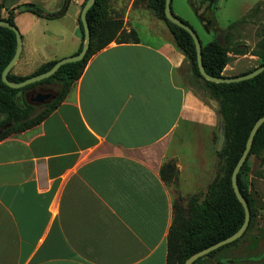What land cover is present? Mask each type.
I'll return each instance as SVG.
<instances>
[{
  "label": "crops",
  "instance_id": "1",
  "mask_svg": "<svg viewBox=\"0 0 264 264\" xmlns=\"http://www.w3.org/2000/svg\"><path fill=\"white\" fill-rule=\"evenodd\" d=\"M62 2L41 9L52 14ZM82 2L66 10L78 41L65 53L63 41H22L12 75L77 53ZM23 14L32 13L13 22ZM134 23L137 43L113 41L93 54L55 110L0 140V264H166L174 193L160 167L173 160L179 189H198L201 138L219 119L185 84L184 56L163 23L149 21L158 41H141ZM234 56L236 64L246 54ZM237 73L228 63L221 75Z\"/></svg>",
  "mask_w": 264,
  "mask_h": 264
},
{
  "label": "trees",
  "instance_id": "2",
  "mask_svg": "<svg viewBox=\"0 0 264 264\" xmlns=\"http://www.w3.org/2000/svg\"><path fill=\"white\" fill-rule=\"evenodd\" d=\"M146 1L157 20L165 24L169 30L171 41L176 49L183 54L184 63L187 64V70L193 83L198 85L215 102L216 107L212 106L223 126V146L221 151L217 153L222 159L220 175L208 186L200 203L197 196L189 198L187 218L180 217V212L176 211L169 227L166 243V264H184L189 256L229 237L243 223V209L233 193L230 176L244 150L251 127L258 118L264 116V71L251 79L234 83H212L204 80L197 69L195 48L189 34L164 17V0ZM85 2L86 0H83L81 7ZM0 6H3L2 3ZM23 12H30L46 19L54 18L32 4L23 3L9 9L6 18L0 19L14 25V14ZM86 20L89 27L90 43L82 60L63 64L48 78L16 89L8 87L1 81V73L15 52V36L10 29L0 27V140L39 124L55 110L68 93L71 85L80 77L87 61L93 54L113 41L117 44L137 43L139 41L135 30L125 31L120 21L109 17L108 0H95L86 12ZM77 35L80 40L78 53L83 41V30L79 18ZM227 38L228 34L220 33L206 45L201 44L202 65L205 72L210 76H223L221 73L230 61ZM262 42L263 44L258 47L259 51L250 54L257 58L255 68L264 65V41ZM231 53L245 55L247 51L245 47L242 49L236 47ZM55 62L56 60H53L41 65L27 77L14 76L10 70L7 79L11 82L23 81L30 76L46 72ZM255 68L234 76L247 73ZM41 84H56L58 86L57 97L41 108H34L26 102L24 95L30 88ZM193 93L198 97L197 93ZM199 98L206 103L204 98ZM37 109L39 110L37 111ZM7 124L10 126L3 129ZM256 151H264V123L258 127L250 151L236 179L239 192L247 202L250 211L246 230L232 243L209 252L192 264H199L198 262L205 258L209 260L217 258L216 254L235 244L251 227L253 213L252 199L247 184L248 157ZM176 170L172 161L164 163L160 168L161 179L163 181L171 179L176 175ZM166 171L169 172L167 173L169 177L164 173ZM220 260L216 264H243L240 263L241 259L225 258Z\"/></svg>",
  "mask_w": 264,
  "mask_h": 264
},
{
  "label": "rangeland",
  "instance_id": "3",
  "mask_svg": "<svg viewBox=\"0 0 264 264\" xmlns=\"http://www.w3.org/2000/svg\"><path fill=\"white\" fill-rule=\"evenodd\" d=\"M4 7L10 9L17 5L28 3L40 8H49L48 0H1ZM109 17L121 22L122 28L124 25H129L130 21L139 20L140 23L135 24L134 28L138 31L141 41H158L162 36L153 35L149 28L150 20H157L153 11L148 7L146 0H108ZM256 8V10H255ZM47 10V9H46ZM67 10V9H66ZM172 13L186 22L197 35L200 43L204 46L208 42L222 33L228 34L227 47L230 51L229 64L233 67L237 74L255 68L257 66V58L250 55L253 52L259 51V46L264 41V0H196V4L188 3L187 0H171ZM67 12V13H66ZM72 13V8L65 11L61 16L64 17L62 26H55L54 18L42 20L40 24L33 23L35 14L18 15L14 26L21 35L22 41H63L59 44L64 53L71 46L72 41H78L74 34L72 19L69 15ZM127 13V14H126ZM162 23L160 20H157ZM59 23V22H58ZM164 27L165 24H163ZM131 29V28H130ZM167 29V27L165 28ZM125 31L129 30L125 29ZM168 38L171 40L169 30ZM59 34V35H54ZM59 37L56 39V37ZM238 47H245L247 53L245 58H241L238 63H233L234 56L231 52ZM71 52V51H68ZM68 54V53H66ZM255 57V58H254ZM256 59V60H254ZM35 65L30 63L26 70H29ZM183 79L185 84L197 93L198 97L204 98L207 104L216 107L215 102L195 85L187 70V64L183 66ZM236 73V72H235ZM54 92L58 91L56 84L47 85ZM39 85L34 86V88ZM33 88V89H34ZM30 91L27 90L26 93ZM215 104V105H214ZM39 109H37L38 111ZM222 122L219 120V125L207 140H202L201 147L205 142V153L201 155L199 163L198 179L200 185L194 191L179 189L176 185V175L167 179L165 182L169 185L174 193L172 200L173 217L175 212H180V217L187 218V204L191 196H197L200 203L208 186L220 175V167L222 159L217 154L223 146V129ZM209 136V135H208ZM219 141L221 144L219 145ZM219 145V146H218ZM173 164L175 165L173 160ZM167 161V162H169ZM166 163V162H165ZM161 168V167H160ZM169 177L167 173L164 172ZM248 190L252 199V224L247 233L238 240L235 244L230 245L218 254L217 258L202 259L199 264H216L218 260L223 259H241V260H257L264 254V151H256L248 157V175H247ZM220 260V261H221Z\"/></svg>",
  "mask_w": 264,
  "mask_h": 264
},
{
  "label": "water",
  "instance_id": "4",
  "mask_svg": "<svg viewBox=\"0 0 264 264\" xmlns=\"http://www.w3.org/2000/svg\"><path fill=\"white\" fill-rule=\"evenodd\" d=\"M69 1L70 0H63L60 10L55 12V13L49 14V15L53 16V17H58V16L62 15L66 11L68 4H69ZM94 1L95 0H86L84 5L80 9L79 20H80V23L82 25V30H83V41H82L81 50L75 55L68 56V57L62 58L60 60H57L54 63V65L49 70H47L46 72L40 73L38 75L30 76V77H28V78H26L20 82L9 81L7 79V75L10 72V70L12 69V67L14 66V64L16 63V61L18 60L19 55L21 53V49H22L21 35L14 25L10 24L9 22H7L5 20L0 19V27H5L7 29H10L14 33V36H15V52L1 73V81L10 88L16 89V88L24 87V86L32 84L34 82H38V81H41L45 78H48L55 71H57V69L63 64L78 62V61L82 60L86 54V51H87V49L89 47V43H90V33H89L88 23L86 20V12L93 5ZM163 13H164V17L170 23H172L173 25L183 29L191 37L193 44H194V48H195L197 69H198L200 76L204 80H206L208 82H212V83H234V82H240L243 80L251 79V78L257 76L258 74H260L261 72L264 71V65H262V66H259L255 69H253L252 71H249L247 73L237 75V76L213 77V76L208 75L205 72L203 65H202L201 43H200L197 35L193 31V29L188 24L183 22L181 19H179L178 17H176L172 13V11H171V0H164ZM55 97H56V94L53 96H50L49 94L39 95L37 97L38 105L49 104L53 99H55ZM24 98L26 100L25 95H24ZM26 102L28 104H30L27 100H26ZM263 123H264V116L258 118L255 121V123L253 124V126L251 127L250 132H249L248 137H247V140H246V143H245L244 150H243L241 156L239 157L238 161L236 162V164H235V166L231 172V176H230V183H231L233 193H234L236 199L238 200V202L240 203V205L242 206V209H243V213H244L243 223L241 224L239 229L236 232H234L232 235H230L229 237H226L225 239L218 241V242H216V243L192 254L191 256H189L185 260L184 264H192L195 260H197L198 258L208 254L209 252L214 251V250L218 249L219 247L224 246L226 244L232 243L233 241L238 239L246 230L248 223H249V219H250V211H249V207H248L247 202L244 200V198L242 197V195L239 192V189H238V186L236 183V179H237V174H238L243 162L245 161V159H246V157L250 151L253 137H254L258 127L261 126ZM9 126H10V124L5 125L3 127V129L8 128ZM0 132H1V130H0ZM220 144H221V141H219V145ZM263 262H264V254L258 260H241L240 261V263H243V264H261Z\"/></svg>",
  "mask_w": 264,
  "mask_h": 264
},
{
  "label": "flooded vegetation",
  "instance_id": "5",
  "mask_svg": "<svg viewBox=\"0 0 264 264\" xmlns=\"http://www.w3.org/2000/svg\"><path fill=\"white\" fill-rule=\"evenodd\" d=\"M47 85H49V84H47ZM47 85H44V84H41V85H39V87H37V88H30L29 90L30 91H28L27 93H25V97H26V100L30 103V105H32L34 108H41L42 106H44V105H38V102H37V97L39 96V95H43V94H49L50 96H53V95H55L56 94V97H57V91H53L51 88H48V86ZM55 97V98H56ZM54 100V99H53ZM52 100V101H53ZM51 101V102H52ZM50 102V103H51ZM45 105H47V104H45Z\"/></svg>",
  "mask_w": 264,
  "mask_h": 264
}]
</instances>
